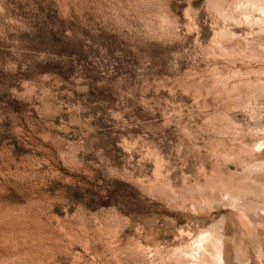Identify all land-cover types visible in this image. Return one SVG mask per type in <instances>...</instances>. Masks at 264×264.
Instances as JSON below:
<instances>
[{
	"label": "rangeland",
	"instance_id": "obj_1",
	"mask_svg": "<svg viewBox=\"0 0 264 264\" xmlns=\"http://www.w3.org/2000/svg\"><path fill=\"white\" fill-rule=\"evenodd\" d=\"M0 264H264V0H0Z\"/></svg>",
	"mask_w": 264,
	"mask_h": 264
},
{
	"label": "bare ground",
	"instance_id": "obj_2",
	"mask_svg": "<svg viewBox=\"0 0 264 264\" xmlns=\"http://www.w3.org/2000/svg\"><path fill=\"white\" fill-rule=\"evenodd\" d=\"M205 237V236H204ZM209 238V237H208ZM200 243V242H199ZM198 245H202V243L201 244H198ZM199 248V247H198ZM201 248H203V249H205V246L203 245ZM200 249V248H199ZM198 249V250H199ZM221 256V255H220ZM221 260H222V257H221ZM221 262V261H220ZM223 262V261H222Z\"/></svg>",
	"mask_w": 264,
	"mask_h": 264
}]
</instances>
